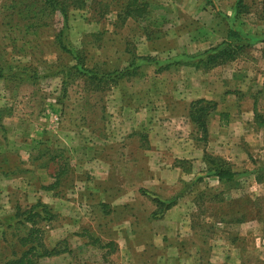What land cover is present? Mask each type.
Listing matches in <instances>:
<instances>
[{"label": "rangeland", "instance_id": "1", "mask_svg": "<svg viewBox=\"0 0 264 264\" xmlns=\"http://www.w3.org/2000/svg\"><path fill=\"white\" fill-rule=\"evenodd\" d=\"M138 1L0 0V264L36 203L37 264H264V0ZM231 32L234 60L184 64Z\"/></svg>", "mask_w": 264, "mask_h": 264}, {"label": "trees", "instance_id": "2", "mask_svg": "<svg viewBox=\"0 0 264 264\" xmlns=\"http://www.w3.org/2000/svg\"><path fill=\"white\" fill-rule=\"evenodd\" d=\"M130 3L127 4L128 10L125 15L130 16L132 14L137 16H142L146 12L147 5L145 3H140L138 0H129ZM85 0H73L74 6H82ZM232 36L237 37L234 41H223L218 45L203 51L197 56H193L190 60L185 61V65H192L194 68L201 69H210L214 66H218L224 64L228 61H232L237 57L239 51L242 50V47L246 41H243L238 34L235 32H231ZM1 74V73H0ZM202 102V99L191 102L190 106L195 103ZM214 104L209 106H205L203 109H213ZM200 107L198 110H201ZM192 118V117H191ZM54 160V157H52ZM208 168L211 171V175H213L219 182H232L235 180L237 173L230 169L228 166L222 165L218 163L217 158H211L207 156L206 158ZM58 165V164H57ZM56 168V167H55ZM64 167H58L54 170L55 176L58 174L64 173ZM155 202L160 205L164 204L161 200H155ZM172 205V201L169 202L167 208ZM15 216H20L22 220L26 221L29 224L27 232L21 237V244L26 247L22 254L12 260L6 262V264H37L36 259L41 257H48L56 255L59 251L56 248L48 249L43 240L40 228L38 226L39 220H48L51 218L52 214L49 210V207L43 203H36L32 205L27 211L20 213V215L15 214ZM13 214L6 215L4 219L10 220L15 217ZM17 219V220H19ZM20 219V220H21ZM19 223V221H18ZM89 243L90 239L95 242L101 244L99 239L96 237H92V234L88 233ZM111 243L105 244V246L110 245Z\"/></svg>", "mask_w": 264, "mask_h": 264}, {"label": "crops", "instance_id": "3", "mask_svg": "<svg viewBox=\"0 0 264 264\" xmlns=\"http://www.w3.org/2000/svg\"><path fill=\"white\" fill-rule=\"evenodd\" d=\"M172 196V195H171ZM169 196V197H163L164 199L162 198H159V200H173L172 197ZM168 198V199H167ZM127 202H131V201H127ZM168 202H171V201H168ZM122 204V203H120ZM116 206H119L118 204ZM117 222H120L117 220ZM118 224V223H116ZM114 224V225H116ZM110 224H108L107 226H109ZM114 225L111 226V228L108 230V229H104L102 227V232L99 233V230H98V233L100 234V236L102 238H106L107 240H113L117 243L120 244V237L123 238V237H127V238H133V239H137V238H140L142 236V233H138L137 231H133L131 234H125V232L123 231V234L122 233H119L118 231L114 232L115 228H114ZM119 225V224H118ZM123 230V229H122ZM125 230V229H124ZM130 233V232H129ZM156 233V231H151V229H149V231L146 232V237H153L154 234ZM121 245V244H120ZM136 245H138L137 243L133 244L131 247H135ZM129 246V245H127ZM120 247V246H119Z\"/></svg>", "mask_w": 264, "mask_h": 264}]
</instances>
